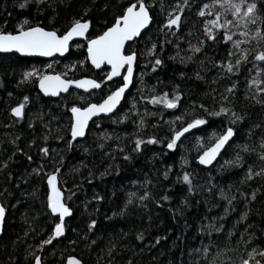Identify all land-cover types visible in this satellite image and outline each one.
Listing matches in <instances>:
<instances>
[{"label": "trees", "instance_id": "1", "mask_svg": "<svg viewBox=\"0 0 264 264\" xmlns=\"http://www.w3.org/2000/svg\"><path fill=\"white\" fill-rule=\"evenodd\" d=\"M21 2L22 0H0V29L13 31L16 29V24L27 16L36 22L64 30L68 17L80 13L83 7H89L91 11L86 18L92 20L90 38L98 35L112 22L115 15L120 14L127 0H63V3L56 0L54 9L47 6L46 0L45 4L39 5L44 8L43 12H38L35 0H30L28 6L23 9L19 7ZM207 2L208 0H189L191 8H185L180 28L173 35L171 30L161 31L159 26L163 24L170 8L175 7V0H157L152 10L154 23L134 45L138 60L131 91L115 114L99 118L97 125L91 124L86 138L78 144L74 142L71 149L65 147L63 140L54 139L57 134L55 129L58 126L65 135V140L69 138L65 129L70 113L63 107L62 101L66 99L85 106V100L79 99V96H85L87 102L98 103L110 89L122 82L121 79L112 83L106 82L107 87H104L103 91L97 90L89 94L72 89L71 95H61L57 99L46 98L38 91L36 84L18 85L25 68L32 66L43 68V65L50 64L51 69H44L45 71L66 73L65 78L79 79L84 75L96 79L104 77L108 69L96 71L89 62L83 66L78 65L77 69L65 68L66 64L85 58L86 40L76 41L75 44L82 47L73 46L70 54L65 58L43 60L20 57L16 54L0 55V81H2L0 82V161L7 159L14 152L11 140L16 137H19L18 146L33 157V160L29 161L23 153H16L6 169L0 168V202L7 206L5 231L0 238V264H10L9 255L16 257L11 264H33L31 256L25 259L26 250H34L40 254L43 264H65L69 255L82 257L86 264H97L98 259L99 264H107V261L113 257V264H126L129 259L132 260V264H206L202 256L197 260L198 253L193 250L209 245V240L212 241L210 246L213 252L217 247H236L241 232L246 230L247 233L254 235L257 245L264 244V237L261 236V232L264 231V189L257 192V199L248 204H245V197L237 191L239 188L243 192H251L258 185L264 184L259 178L241 183L246 168L259 166L261 161L255 153L244 152L242 166H230L225 163L232 160L236 152L240 151L237 144L249 143L259 151L258 137L261 135V129L254 130L255 134L251 140L246 135L247 129L252 124H262L264 127V107L245 95L248 92L247 81L251 75L247 68H251V64L242 67L238 74L219 75L210 61L224 54L225 48L230 46L224 43L205 44L200 53L193 54L191 60L181 63L182 57L191 54L189 42L197 44L203 38L204 17H200L197 11ZM105 3L109 5L108 8L104 7ZM161 3L164 5L163 11L160 9ZM5 21L7 24L4 23ZM162 40L166 42L161 52ZM153 41L156 42L157 52L164 61L155 71L151 70L150 63H145L146 60L151 61L152 56H139V53L150 47ZM196 72H199L203 79L197 78ZM140 73H143V76ZM180 73L184 75L181 76ZM232 82L237 83V88L234 96L228 94V99L232 102L234 111L238 114L247 113V116L236 126L237 134L232 146L227 147L212 167L204 168L196 159L197 138H207L212 128L218 130L221 122L227 124V116L207 117L209 126H201L199 131L183 138L174 150L165 149L164 144H150L142 153L132 152L134 136L155 135L166 142L171 132L167 123L170 119L185 114L187 120L193 108H196L197 113L203 114L198 107L199 104L206 105L209 111L218 108L220 103L227 104V101L220 100V94L224 93ZM175 85H179L178 90L183 93L176 109L152 105L149 101L139 99L141 89L145 95L159 94L166 90L171 96ZM153 87L155 91H149ZM25 94L33 98L34 102L28 105L25 118L17 122L9 110ZM132 98L138 101V112L130 111ZM193 101L196 103L193 104ZM145 109L158 114L144 116L147 127L138 130V121ZM40 110L46 113L43 120L50 121L52 128L46 143L50 149H55L54 153L50 151L49 156L44 157V165L46 168H51L52 161L58 160L60 155H63L61 180L75 194L69 201V205L73 207V214L70 218H65L66 232L63 237L53 240L52 244L46 245L43 250L35 249L34 246L46 238L53 227V216L45 210L46 182L35 175H29L31 168L40 162V153L35 145L31 147L28 145V141L35 137L37 144L42 146L40 137L46 131L43 124L34 121L32 128L28 126L29 119ZM125 114L127 119L119 123L115 122ZM178 126H180L179 122H177ZM101 132L110 133L111 138L105 140L98 135ZM117 136L119 139H116ZM99 144H104V147L100 148ZM116 144H122L132 155V159L125 160L123 153L115 148L110 151L111 146ZM84 147L89 148L87 153L83 151ZM181 157L188 163L184 164ZM168 165H172V168L165 178L162 173ZM74 168H78L79 171H73ZM106 169V174L101 175ZM183 171L192 174L194 185L192 193H188L186 184L176 179ZM8 172L12 173L11 178L7 177ZM89 172L92 173L91 177ZM145 181L148 182L147 188L143 183ZM34 187H39L37 197L25 195L31 193ZM146 190L150 191L154 199L146 198L141 204L138 197ZM221 191L226 196H236L230 206L228 200L221 195ZM130 192L136 195L132 197V203L128 205L125 214L113 215L124 207ZM165 193L171 196V200L162 201L161 205L156 204L155 199H159ZM65 195H68L67 191ZM95 195L103 199L97 201L93 199ZM182 200H187L188 204H183ZM226 206L229 207V212L224 215ZM177 208L180 211L174 212ZM246 210L248 211L246 219L240 220L241 213ZM216 217L219 219L214 220L213 218ZM89 219H96L97 225L88 232L89 239L94 240L95 243L86 247L88 241L82 239V235L87 231L86 225ZM209 224L217 227L223 224V229L219 233L212 232L211 236L199 231L202 226L206 227ZM233 228L234 231L229 236V230ZM25 231L27 235H24ZM138 232L143 233V240L137 239ZM157 237L160 238L158 242ZM110 242L117 245L112 256L107 255ZM30 244L33 245V249H28ZM227 255L235 257L236 254L229 252Z\"/></svg>", "mask_w": 264, "mask_h": 264}, {"label": "snow or ice", "instance_id": "2", "mask_svg": "<svg viewBox=\"0 0 264 264\" xmlns=\"http://www.w3.org/2000/svg\"><path fill=\"white\" fill-rule=\"evenodd\" d=\"M46 0H35L37 4L38 12H43L44 8L39 7L41 4H45ZM63 3V0H60ZM30 0H22L19 4L21 9L26 8ZM157 3V0H127L126 6L122 7L119 15H115L112 18V22L106 25L98 35L91 36L89 38V29L92 27V20L86 18L91 11L89 7H83L80 13L71 15L68 17L67 25L64 30H61L50 25H44L40 22H36L29 19L27 16L23 17L17 24L16 29L13 31H6L0 29V53L6 54H25L34 55L38 54L44 57H52L54 54H70V49L75 47H82L79 44H75L74 38H84L86 40V56L84 59L71 62L65 65L66 69H77L78 65L83 66L86 62L90 61L91 65L96 69H100L102 65L110 66V69L106 72L102 79L92 78L91 76L84 75L79 79L65 78L66 73L45 71L44 69H51L50 64L43 65V68L32 66L25 68L20 76L18 85L25 83L36 84L39 91L47 96L59 97L61 93L71 95V88L75 86L79 89H96L103 91L104 87H107L106 82H110L114 77H120L121 81L117 86L110 89L100 101L87 102L85 96H79L80 100H85V106H81L76 102H70L68 100L62 101L63 107L68 109L70 118L66 126V133L68 139L65 140V135L61 132V128L58 126L55 131L56 135L54 139L63 140L65 147L71 149L73 142L79 143L78 138H86L87 132L90 131L89 121L93 125L98 124L99 114L113 113L114 110L118 111L117 106L121 104L122 99L126 96V90H130V86L134 82V70L138 60V53L134 49V45L142 37V30L144 32L149 31L150 26L154 23V12L152 11ZM56 0H47V6L55 8ZM105 8H108L107 3L104 4ZM185 8H191L189 0H175V7H171L166 13V19L163 24L159 26L161 31L168 29L171 30L173 35L176 34V30L180 28L182 14L185 12ZM161 11L164 10V5H160ZM200 17H204L202 22L203 38L197 44L189 42L188 47L191 50V54L182 57L181 63H185L191 60L193 54L200 53L205 44L217 45L224 43L230 45L225 48V52L220 58L210 61L212 66L217 69V72L221 76H230L240 73L242 67H246L251 64V68H247V71L251 73L247 81L248 92L246 96H250L252 100L264 107V0H208L207 3H203L197 11ZM55 16V12H53ZM210 17V18H209ZM7 24V21L4 22ZM165 35L167 33L165 32ZM183 39V37H178ZM166 41H160V51H163V45ZM127 45V47H126ZM139 56H152L151 61H145L150 63L151 70L155 71L160 67L164 61L157 52V44L153 41L150 47H147L144 52L139 53ZM143 76V73H140ZM183 76V73H180ZM195 75L199 79H203L199 72ZM2 82V81H0ZM159 83V81H158ZM141 85L143 81L141 80ZM103 86V87H102ZM237 83L232 82L225 89L224 93L220 94L221 101H227V104L220 103L218 108L211 111L208 110L204 104H199V109L203 114L197 113L196 108H193L189 118L185 119V114L174 117L167 121L170 126V136L167 137L166 142L164 139L158 138L155 135L139 136L136 135L132 139V152L142 153L147 145L150 144H164L165 149L174 150L179 146L178 142H181V138H186V134L190 133V130H200V126H209V120L207 117H220L227 116L228 123L221 124L217 128H212L207 138H197V151L198 155L196 159L202 165H211L213 161L221 154L222 150H227V147L232 146V141L237 134V125L244 121L247 113L238 114L233 110L232 102L228 99V94L235 95V89ZM179 85H175L173 88V95L169 96L168 91H161L159 94L145 95L141 89L140 101H149L152 105H162L167 109H176L179 105L180 98L183 95L178 90ZM154 92L155 88L149 89ZM91 94V93H89ZM9 95H12L9 93ZM33 98L25 94L20 101L10 108V113L13 115V119L17 122L23 120L26 116V109L28 105L32 104ZM137 99H131L130 111H137ZM196 102L193 101V104ZM187 113V110H185ZM158 113L149 112L145 109L144 114L140 116L138 121V130L140 128L147 127L144 116H155ZM46 113L43 110L36 112L28 121V126L33 127L34 121H39L43 124L46 130L40 137L42 146L38 145L36 138L33 137L28 141L29 147L35 145L40 153V162L37 166L31 168L29 175H35L39 177L41 181H45V210L53 216V227L48 232L46 238L42 239L40 243L36 244L35 249L43 250L46 245H51L53 240L63 237L66 232V217L70 218L73 214V207L69 205V201L75 195L71 188L67 186L61 180V167L63 165L64 157L60 155L58 160L52 161V167L46 168L44 165V157H48L50 151L55 152V149H50L46 143L52 133L50 121H44L43 117ZM93 117H97V120H93ZM127 115H122L115 122L127 119ZM177 122L179 125L177 127ZM156 126V125H154ZM261 129V135L258 137L259 151L256 147L251 146L249 143L237 144V148L240 151L236 152L232 160L225 161L226 164L232 166H242L244 163L242 153L247 152L249 154L255 153L258 159L261 161L259 166H248L245 170L244 177L241 183H247L249 180L259 178L264 182V127L262 124H252L246 132L249 140L254 136V130ZM98 135L102 136L105 140L111 138L110 133L101 132ZM127 135V134H125ZM19 137L11 140V144L14 146V152L8 156L7 159L0 161V168L6 169L9 161L13 159L16 153H23L24 156L32 161V155H29L23 148L18 146ZM116 139H119L117 136ZM100 148L104 147V144L98 145ZM123 153L125 160H131L132 155L125 150L122 144H116L111 146ZM84 152H88L89 148L84 147ZM154 155H157L154 153ZM184 164L188 161L181 157ZM83 165V161L80 162ZM112 167V165H109ZM172 165H168L162 175L167 178ZM73 171H79L78 168L72 169ZM118 171V166L116 168ZM101 173V175L106 174ZM12 173L8 172L7 177L11 178ZM89 176L92 173L89 172ZM181 183L187 185L188 193L194 191L192 174L188 171H183L182 175L176 178ZM145 188H147V181L143 182ZM73 187H78L73 185ZM172 187V185H169ZM264 189V184L258 185L256 189L251 192H243L239 188L237 191L240 195L245 197V204L257 199V192ZM211 190V189H209ZM67 191L68 195H65ZM39 193V187H34L31 193H25V195H32L37 197ZM135 193H128V199L125 201L124 207L119 213H113V215H124L128 205L132 203V197ZM221 195L228 200V205L232 204V201L236 199L235 195L226 196L223 191ZM146 198H153L149 190L144 191L143 195L138 197V200L143 204ZM250 198V199H249ZM93 199L99 201L103 197L99 195L93 196ZM154 199V198H153ZM171 200V196L165 193L159 199H155V203L161 205L162 201ZM182 203L187 205V200H182ZM147 207V205H144ZM177 208L174 212H179ZM229 212V207L224 208V215ZM7 206L0 202V233L5 231ZM248 211L241 213L240 220L246 219ZM107 218V217H106ZM149 219H151L149 217ZM219 219V217L213 218ZM97 225L96 219H89L87 222V231L83 233L82 239L88 241L86 247H90L95 243L94 240H90L88 232H91ZM223 224L218 227L214 224H209L206 227H201L199 231L211 236L212 232H221ZM75 231V230H74ZM233 229L229 230V236H231ZM27 231L24 235H27ZM126 235V234H125ZM261 236L264 237V231L261 232ZM19 239V237L17 238ZM137 239L143 240L144 236L142 232L137 233ZM159 237L156 238L157 242ZM69 243H75V241H69ZM212 241L209 240V245H203L201 248L194 249L197 255V260L202 256L205 259L206 264H264V244L257 245L255 243L254 235L252 233L241 232L240 238L236 241V247L224 248L217 247L213 252L211 245ZM241 244L243 246H241ZM117 245L110 242L107 255L112 256L113 250ZM28 249H33V245H28ZM235 253V257L227 255V253ZM28 256L32 257L33 264H43L42 257L34 250L25 251V259ZM8 260L11 262L16 260L14 255H9ZM114 257L107 261V264H113ZM66 264H86L82 257L75 255H69L66 258ZM99 264V259L97 260ZM126 264H132V260L126 261Z\"/></svg>", "mask_w": 264, "mask_h": 264}, {"label": "water", "instance_id": "3", "mask_svg": "<svg viewBox=\"0 0 264 264\" xmlns=\"http://www.w3.org/2000/svg\"><path fill=\"white\" fill-rule=\"evenodd\" d=\"M89 32H90V29H89ZM144 33H145V32L142 30V35H143ZM74 41H75V42H76V41H85V39H84V38H74ZM126 47H127V45H126ZM15 54L18 55V56H20V57H33V58H40V59H43V60H51V59H53V58H55V57L65 58V57L68 56L69 53H65V54H63V55H61V54H54V56H52V57H44V56H40V55H38V54H34V55H25V54H19V53H15ZM0 55H6V53H0ZM88 62H89V65H90L94 70H96V71H100V70H102L103 68H107L108 70L110 69V66H105V65H102L100 69H96L95 66L91 65L90 61H88ZM136 65H137V63H136ZM135 70H136V66H135ZM135 70H134V75H135ZM120 79H121L120 77H114L112 81L107 82V83H112V82H114V81H116V80H120ZM132 86H133V85L130 86V90H126V96H127V95L129 94V92L131 91ZM72 89H76V90H78V91L85 92V93H90V92H93V91H97L96 89H89V90L79 89V88H76L75 86H72L71 90H72ZM38 91H39V89H38ZM39 92H40V91H39ZM40 93H41L44 97H46V98H53V99H57V98H59L61 95H65V94H66V93H61V95H60L59 97H57V96H47V95H45V94L42 93V92H40ZM126 96H125V98H126ZM125 98L122 99L121 104L117 106L118 110L120 109V107H121L122 103L124 102ZM116 112H117V111L114 110L113 113L99 114V118H101V117H106V116H111V115L115 114ZM92 119H93V120H96L97 117H93ZM91 124H92V122L89 121V128H90ZM200 127H201V126H200ZM196 131H197L196 129L190 130V133L186 134V136H188V135H190V134H192V133H194V132H196ZM87 133H88V132H87ZM78 139H79V141H81V140H83L84 138H78ZM182 139H183V137L181 138V140H182ZM74 142H76V141H74ZM74 142H73V143H74ZM226 148H227V146H226ZM224 151H225V150H222V151H221V154L217 157V159H216L215 161H213V163H212L211 165H202V164H200V162H199V164H200L202 167H204V168H210V167H212V166H213V165L219 160L220 156L223 154ZM1 236H2V233H0V238H1ZM65 264H66V263H65Z\"/></svg>", "mask_w": 264, "mask_h": 264}]
</instances>
